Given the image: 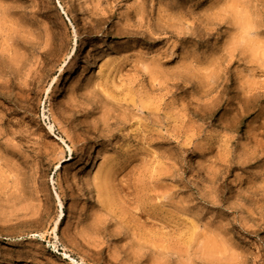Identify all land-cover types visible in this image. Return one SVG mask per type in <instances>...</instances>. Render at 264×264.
Here are the masks:
<instances>
[{
  "label": "rangeland",
  "instance_id": "rangeland-1",
  "mask_svg": "<svg viewBox=\"0 0 264 264\" xmlns=\"http://www.w3.org/2000/svg\"><path fill=\"white\" fill-rule=\"evenodd\" d=\"M0 264H264V0H0Z\"/></svg>",
  "mask_w": 264,
  "mask_h": 264
},
{
  "label": "bare ground",
  "instance_id": "bare-ground-1",
  "mask_svg": "<svg viewBox=\"0 0 264 264\" xmlns=\"http://www.w3.org/2000/svg\"><path fill=\"white\" fill-rule=\"evenodd\" d=\"M71 17H74V14L71 13ZM156 31L159 32L157 34H163L165 35L164 37L156 38L157 42H160L163 40V38L169 39L175 35L174 30H171L168 26H159L156 28ZM142 113H145V111H142ZM147 113V112H146ZM116 125V124H115ZM63 216L62 212L59 214V219ZM56 231V228L54 229V232Z\"/></svg>",
  "mask_w": 264,
  "mask_h": 264
}]
</instances>
